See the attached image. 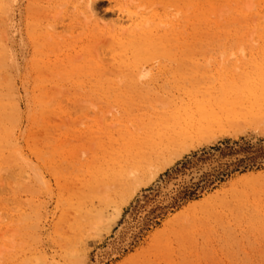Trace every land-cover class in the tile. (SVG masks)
Listing matches in <instances>:
<instances>
[{
    "label": "rangeland",
    "instance_id": "rangeland-1",
    "mask_svg": "<svg viewBox=\"0 0 264 264\" xmlns=\"http://www.w3.org/2000/svg\"><path fill=\"white\" fill-rule=\"evenodd\" d=\"M251 1V11L264 22V0ZM7 6L0 13V99L9 109L0 141L15 138L20 155L0 146V264H43V257L57 264H264V212L252 215L250 204L242 208L244 216L239 206L232 211L231 196L245 181L264 182L263 164L202 187L169 219L163 217L125 248L106 250L120 221L114 208L101 214L95 207L96 195H106L108 186L93 181L88 187L92 194L85 193L88 202L94 200L90 207L99 223L87 226L69 253L51 233L64 212L63 200L80 188L82 167L99 150L93 136L119 131L124 109L189 99L190 93L209 112L224 107L220 125L195 137L163 165L241 140L264 139V33L254 27L255 19L247 34L234 29L198 35L196 45L174 49L180 61L154 54L134 66L121 65L115 54L117 40L142 29L139 24L150 19L147 29L166 28L169 20L179 25L187 13L200 12L198 20L206 13L229 26L238 14L236 0H12ZM190 56L191 62H185ZM120 70L123 74L116 76ZM141 72L146 77L140 78ZM137 79L141 92L125 96L123 91ZM227 79L235 86L223 87ZM247 84L257 97L240 93ZM112 85L118 91L108 96ZM249 200L264 207V190Z\"/></svg>",
    "mask_w": 264,
    "mask_h": 264
},
{
    "label": "bare ground",
    "instance_id": "bare-ground-1",
    "mask_svg": "<svg viewBox=\"0 0 264 264\" xmlns=\"http://www.w3.org/2000/svg\"><path fill=\"white\" fill-rule=\"evenodd\" d=\"M10 1L12 0H0V13L7 10V4ZM236 3L238 14L229 26L214 17L207 18L206 13L202 11L204 15L199 20L200 12L191 15L187 13L179 25H175L176 23L169 20L167 29L160 27L147 29L146 25L148 26L152 22L150 19L148 20L150 17L145 14L142 18L148 21L144 26L142 24L138 26L139 29H142L117 40L115 57L116 59L121 58L119 61L121 65L135 63L134 66H139L142 59L148 56L152 57L154 54H160L162 57L170 55V59L180 61L181 57L179 53H174V49L186 50L189 46L196 45L195 42L199 41L196 40L198 35L202 36L204 33L223 30L231 32L234 29L247 34L253 31L254 27L264 33V22L260 20V16L255 17L251 11L254 9L252 1L236 0ZM251 18L255 19L256 26L254 27L250 23ZM239 22H241L240 25ZM184 61L191 62V56L185 57ZM123 72L120 70L115 74L119 76ZM139 77L144 78L146 74L141 72ZM232 82L233 79H227L222 85L232 88L235 86ZM249 87L251 86L247 84V87L243 88L240 93L245 97H257L254 94L255 90ZM142 88L139 79H137L123 93L125 96H129L133 92H141ZM120 90L122 89L120 88ZM116 91H118L117 88L112 85L109 86L106 93L111 96L112 92L116 93ZM209 92L213 93L214 89ZM235 92L237 93V91ZM197 96L190 93L189 99H160L161 104L155 100V102H151L150 107L139 106L140 108L137 107L133 111L124 109V114H122L125 117L124 120H118L119 131L113 132L106 129L103 130L102 136H93V140L99 144V150L93 154L90 163L82 167L81 172H84L85 177L79 178L80 188L78 187L71 193V198L61 199L64 204V212L51 232L56 237H60L67 253L71 252L75 238L80 239L85 229L99 223V217L94 214L93 207H90L95 205L94 200H89L90 202L86 200L85 192L88 190L89 195L92 194L88 188L92 181L96 182L97 186L100 184L108 186L106 195H96L95 200L98 204L95 207H100L101 214L104 210L114 208L117 220L120 221L109 239V246L106 250H111L137 243L163 217L169 219L174 210L187 197L201 191L202 187L210 188L217 185L223 178L236 176L246 167L264 165V139L241 140L230 147L223 146L204 152H195L182 160L180 164H173V161L163 165L195 137L203 135L215 124L220 125L221 114L219 111L224 107L221 106L214 110L215 114L209 112L207 105L197 100ZM249 101L255 100L249 98ZM232 103L233 106H236L237 102L232 101ZM121 106L125 105L122 103ZM7 109H9V103L0 99V131L5 126ZM14 139L10 137L0 141V146L5 144L10 155L19 157L20 150ZM88 176L89 179H87ZM250 182L245 181V184L233 189L231 193L234 205L232 211L236 206L242 210L247 204H250L251 207H254L252 215L262 214L264 207L256 206L254 202L251 203L249 197L258 189L264 190V182L257 184ZM82 186L83 189H81ZM147 188L151 189L147 190ZM144 189L147 191H143ZM255 203L259 204L257 201ZM239 212L244 216L243 210ZM74 213L86 218V222L77 218ZM36 214L38 213L34 210L31 216L33 228L37 224V218L34 217ZM253 221V218H250L251 224ZM189 227L187 231L191 230ZM192 239L190 236L186 241ZM42 259L43 264H57L50 262L48 257ZM75 264H79V261Z\"/></svg>",
    "mask_w": 264,
    "mask_h": 264
}]
</instances>
